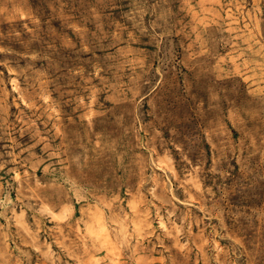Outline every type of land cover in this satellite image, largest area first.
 Masks as SVG:
<instances>
[{
    "label": "rangeland",
    "instance_id": "rangeland-1",
    "mask_svg": "<svg viewBox=\"0 0 264 264\" xmlns=\"http://www.w3.org/2000/svg\"><path fill=\"white\" fill-rule=\"evenodd\" d=\"M0 264H264V0H0Z\"/></svg>",
    "mask_w": 264,
    "mask_h": 264
},
{
    "label": "bare ground",
    "instance_id": "bare-ground-1",
    "mask_svg": "<svg viewBox=\"0 0 264 264\" xmlns=\"http://www.w3.org/2000/svg\"><path fill=\"white\" fill-rule=\"evenodd\" d=\"M14 86V85H13Z\"/></svg>",
    "mask_w": 264,
    "mask_h": 264
}]
</instances>
